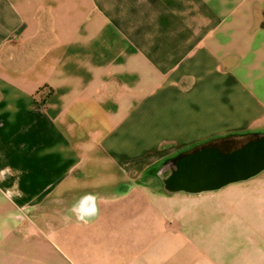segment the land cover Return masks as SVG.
<instances>
[{
	"label": "crops",
	"instance_id": "0c3cea01",
	"mask_svg": "<svg viewBox=\"0 0 264 264\" xmlns=\"http://www.w3.org/2000/svg\"><path fill=\"white\" fill-rule=\"evenodd\" d=\"M252 132L264 0H0V264H264L188 245L168 186L178 154Z\"/></svg>",
	"mask_w": 264,
	"mask_h": 264
},
{
	"label": "rangeland",
	"instance_id": "374dc122",
	"mask_svg": "<svg viewBox=\"0 0 264 264\" xmlns=\"http://www.w3.org/2000/svg\"><path fill=\"white\" fill-rule=\"evenodd\" d=\"M245 141L227 138L214 144L229 152ZM161 174L168 173L161 170ZM258 174L249 181L231 182L218 189L177 191L174 196L187 206V244L218 242L264 248V169ZM251 232L256 235L252 237Z\"/></svg>",
	"mask_w": 264,
	"mask_h": 264
},
{
	"label": "water",
	"instance_id": "95a60500",
	"mask_svg": "<svg viewBox=\"0 0 264 264\" xmlns=\"http://www.w3.org/2000/svg\"><path fill=\"white\" fill-rule=\"evenodd\" d=\"M263 169L264 137L233 152L207 145L178 162V169L168 179V186L174 190L202 192L249 178Z\"/></svg>",
	"mask_w": 264,
	"mask_h": 264
},
{
	"label": "clouds",
	"instance_id": "9594fccd",
	"mask_svg": "<svg viewBox=\"0 0 264 264\" xmlns=\"http://www.w3.org/2000/svg\"><path fill=\"white\" fill-rule=\"evenodd\" d=\"M90 200H95L94 195L86 194L85 196L81 197L76 204L73 205L72 210L75 212L77 219L86 220L87 218L98 214V208L95 206V203H93L91 207L86 206Z\"/></svg>",
	"mask_w": 264,
	"mask_h": 264
},
{
	"label": "trees",
	"instance_id": "16d2710c",
	"mask_svg": "<svg viewBox=\"0 0 264 264\" xmlns=\"http://www.w3.org/2000/svg\"><path fill=\"white\" fill-rule=\"evenodd\" d=\"M241 134H244V133H241ZM245 134H246V133H245ZM251 135H252V138H250V139L247 141V143L250 142V141H252V140L257 139L258 137H261L262 133H261V132H252ZM207 142H208V141H204V142L201 143V144H207ZM194 147H195V146H192V147H190L189 149L191 150V149H193ZM179 157H181V155L178 154L177 156H175L174 158H172V160H177Z\"/></svg>",
	"mask_w": 264,
	"mask_h": 264
},
{
	"label": "flooded vegetation",
	"instance_id": "af4514ba",
	"mask_svg": "<svg viewBox=\"0 0 264 264\" xmlns=\"http://www.w3.org/2000/svg\"><path fill=\"white\" fill-rule=\"evenodd\" d=\"M207 145H213V146H217L218 148H220L218 145H217V143H213V144H205V145H203V146H207ZM230 152H233V151H230ZM188 155H187V153L184 155V156H181V157H179L177 160H175L174 161V163H178L180 160H182L183 158H185V157H187Z\"/></svg>",
	"mask_w": 264,
	"mask_h": 264
}]
</instances>
